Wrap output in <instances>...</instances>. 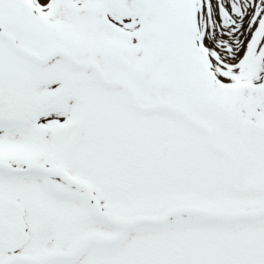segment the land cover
<instances>
[{"label":"snow or ice","instance_id":"1","mask_svg":"<svg viewBox=\"0 0 264 264\" xmlns=\"http://www.w3.org/2000/svg\"><path fill=\"white\" fill-rule=\"evenodd\" d=\"M0 264H264V0H0Z\"/></svg>","mask_w":264,"mask_h":264}]
</instances>
